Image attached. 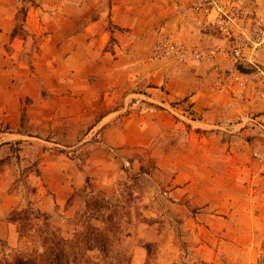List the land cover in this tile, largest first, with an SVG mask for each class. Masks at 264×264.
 <instances>
[{"label":"rangeland","instance_id":"1","mask_svg":"<svg viewBox=\"0 0 264 264\" xmlns=\"http://www.w3.org/2000/svg\"><path fill=\"white\" fill-rule=\"evenodd\" d=\"M243 1L258 10L242 19L231 0L228 33L186 0L206 23L179 34L163 25L183 23L184 7L164 0L148 20L118 23L95 0L36 24L25 15L37 0H0V89L34 77L40 98L65 95L62 117L27 97L18 126L0 125V262L41 253L51 232L78 239L69 264H264V229L244 243L216 212L246 217L264 188V107L242 109L264 102V43L244 62L231 53L264 30V0ZM20 210L28 219L13 221Z\"/></svg>","mask_w":264,"mask_h":264},{"label":"crops","instance_id":"2","mask_svg":"<svg viewBox=\"0 0 264 264\" xmlns=\"http://www.w3.org/2000/svg\"><path fill=\"white\" fill-rule=\"evenodd\" d=\"M156 0H98L99 3H106L107 7H105V12L108 14L110 13L109 18L116 22H124L126 20H129L130 22L143 20V19H150L152 17V9H153V3ZM165 5L167 8L175 5H179L181 7H184L185 14L184 17H182V20L184 22L176 25H172L170 21H167L163 25V29H166L167 32L175 31V33L179 34H190L194 32V34L199 31L200 24L202 25V21L206 23L202 18V16H199V14H190L186 9H188V5L186 3V0H164ZM259 1V0H258ZM39 2V3H38ZM95 0H37V6L36 9L31 10V12H28V15H25V21L28 20L30 23L35 22L37 20L44 21V19H50V20H57V19H67V20H75L79 18V15L77 13H80L83 8H85V11L90 10L89 12L93 11L89 8H87V5H93ZM58 4H65V8L58 9ZM242 5L241 9H237V12L242 19H250L251 13H253V10L258 8L255 6V2L249 3L248 1L241 2ZM144 6V10L142 11L141 8ZM243 6V7H242ZM61 10V11H60ZM103 11V10H102ZM103 11V12H104ZM251 12V13H248ZM145 14V17H142V15ZM248 14V15H247ZM258 15L255 16V18ZM254 17V16H253ZM87 19H92L94 17H85ZM101 18H103L101 16ZM100 18V19H101ZM207 20V19H206ZM32 21V22H31ZM39 25V29L42 28V23L37 24ZM36 25V26H37ZM11 30V29H9ZM36 29H33V32L36 34L38 33ZM5 36H11L10 31L5 30L3 33ZM54 35H56V32H54ZM15 40V39H14ZM13 40V41H14ZM17 50L18 54L23 50V45H19L17 43ZM27 65V64H26ZM22 66V65H21ZM8 69H5L7 71ZM4 69L2 70V72ZM9 71V70H8ZM19 74V73H18ZM25 74V73H21ZM26 74H28L26 72ZM29 75V74H28ZM34 75V74H33ZM36 77V76H35ZM18 90L10 89L7 85L6 88L0 89V125H11V127H16L19 124V107L21 104H23V100L27 97L38 100L37 102V109L42 111H47L46 117H54V120L56 117H62L64 116L61 112L65 108V105L61 102V99L63 98L62 94H49L48 96H45L46 98H40L39 94H41V90L37 89L36 87V79L29 78V83L25 87H21V84L18 83ZM252 97V96H251ZM227 100V101H226ZM225 102H229L228 99H226ZM248 100H246L247 102ZM244 102V107L242 109H249L255 112L262 110L264 107V102H258V104H254L252 102L246 103ZM214 103V109L219 106V104H222V101L219 97L215 98ZM34 104H31L36 107ZM221 107V106H220ZM241 110V108H239ZM61 112V113H60ZM39 113V112H38ZM260 113V112H259ZM256 118H262L264 119V115L260 114ZM40 119L39 121H41ZM53 120V121H54ZM43 122V121H42ZM207 123H211L209 119H207ZM260 125V124H259ZM261 126V125H260ZM10 130V129H8ZM0 134H9V133H0ZM252 181V180H251ZM214 192V189L212 190ZM213 194L219 195L217 191H215ZM232 195H235V192H231ZM248 195V193H247ZM248 196H254L253 198L249 199L250 206L247 210V216H242V212H238L236 209H230L229 207L221 208L217 210L216 212H221L222 214H225V216H219L217 215V218L220 219V223H222L220 226L226 227V229H233V238L234 237H240L242 236V242H249V243H257L256 241L260 239V231L264 229V188L261 186L258 188L257 192L255 194L252 193L250 190V194ZM64 199V198H63ZM60 201V200H59ZM62 201V200H61ZM243 214V213H242ZM237 229V230H234ZM238 232V233H237ZM222 235V234H219Z\"/></svg>","mask_w":264,"mask_h":264},{"label":"trees","instance_id":"3","mask_svg":"<svg viewBox=\"0 0 264 264\" xmlns=\"http://www.w3.org/2000/svg\"><path fill=\"white\" fill-rule=\"evenodd\" d=\"M75 195L76 192L71 194L67 201L68 204L74 199ZM28 213L27 210H20L17 213L12 212L11 219L13 221H25L28 219ZM22 230L23 227L20 224L18 228L19 233L22 232ZM99 242L98 239L97 243L90 245V247H98L100 249L102 245H105ZM43 246L44 250L41 253L33 254L20 252L12 261L5 260L0 262V264H69L76 260L74 250L80 247V245H78V239H66L60 236L57 238L56 234L51 232H45Z\"/></svg>","mask_w":264,"mask_h":264},{"label":"built area","instance_id":"4","mask_svg":"<svg viewBox=\"0 0 264 264\" xmlns=\"http://www.w3.org/2000/svg\"><path fill=\"white\" fill-rule=\"evenodd\" d=\"M191 7L194 11L204 13L209 21L213 24L218 25L221 29L230 33L233 28L231 21L236 18L228 14L231 0H189ZM244 33V32H243ZM264 43V30L254 31L246 42H243L242 48L233 47L232 56L236 61L248 60L243 55V50L250 49L252 53L256 52L257 48Z\"/></svg>","mask_w":264,"mask_h":264}]
</instances>
